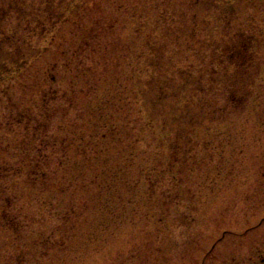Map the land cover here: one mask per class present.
<instances>
[{
  "label": "rangeland",
  "instance_id": "374dc122",
  "mask_svg": "<svg viewBox=\"0 0 264 264\" xmlns=\"http://www.w3.org/2000/svg\"><path fill=\"white\" fill-rule=\"evenodd\" d=\"M143 54L157 79L145 108L160 127L134 130L138 144L118 161L111 145L98 156L70 151L69 165L92 157L97 182L59 196L43 186L40 214L18 200L26 179L12 182L25 224L0 228V264H264V0H0V65L21 67L0 77V142L11 143L1 165L27 138L32 156L57 166L51 133L75 126L89 135L99 115L124 121L138 109ZM197 75L245 100L221 105L220 93L195 91ZM159 83L170 91L153 106ZM183 92L197 97L196 110L174 108ZM20 112L23 122L9 127ZM118 164L119 177L109 176Z\"/></svg>",
  "mask_w": 264,
  "mask_h": 264
},
{
  "label": "trees",
  "instance_id": "16d2710c",
  "mask_svg": "<svg viewBox=\"0 0 264 264\" xmlns=\"http://www.w3.org/2000/svg\"><path fill=\"white\" fill-rule=\"evenodd\" d=\"M173 46V45H172ZM175 48V47H174ZM226 54V53H225ZM228 55L232 54L230 51L227 53ZM140 58V57H139ZM141 60H143L142 64L140 62L139 68L137 69V82L139 84V88L136 89L133 99L135 100L134 103H132L136 108L135 112H132V108L125 110V114H123L124 121H120V115L113 114L110 119L106 122L103 121L101 115H99L98 121L99 123L93 124L92 126V133L89 135L84 136L81 131H76L75 126H69L68 128L71 130H67V127L64 126L65 129V136L60 137L56 133H51L50 136L55 138V142H58L59 149V162L57 166H50L48 163L49 159H46L47 155H38L32 156L30 154V149L27 146V138L20 139L18 141L17 147L12 148L11 151H9L6 154H9L10 159L6 160L5 157H1L2 159L6 160V162L1 165L0 163V228L3 232L9 233L11 229L13 232H15L17 228H21L20 226L25 224V221L22 222L21 219H19L15 214H19V211L17 209H13V205L15 203V200H17V197L13 196V190H12V182L17 181L16 183H20L24 179H26L24 182L27 184L24 185V188L22 189V192L20 196L18 197V200H27L26 203L30 204L25 206L26 208L30 209L34 212V206L38 208V213L40 214L43 207H45L42 200L45 199L43 195H45L43 186H51L50 190H45L48 193H50L52 196H59L64 191L68 190H74L75 188H79V190L82 189L85 190L87 185L85 184L87 182V178L90 177V173L93 170L94 165L92 157L90 158V162L88 164L84 165H69L67 164L69 162V153L70 151H73L74 154H76V157L78 158L79 154L83 155L88 152H94V156H98L101 153L100 145L106 144L109 146H115V150L117 151V161L123 157L127 150H123L124 148H127L131 146L132 144H138L137 141H139L138 137L136 136L134 130H137L138 133H145L155 132L159 127V123L157 120H154L152 117V114L147 111L145 108L146 101L150 98V87L152 82L156 78L153 76V72L150 68V64L153 62V58L149 55L143 54L141 56ZM11 65H8L7 63H3L0 65V77H3L4 75L2 72L5 71H11L10 69ZM13 71H17V66H12ZM15 67V68H14ZM198 69V68H197ZM195 70V68H194ZM201 70V69H199ZM199 70H196L197 72ZM214 71V69L212 68ZM10 72V79L13 77L12 73ZM178 75L183 73H186L184 69H176ZM195 72V71H194ZM199 74V72H198ZM190 77L193 78V74H189ZM184 76V75H183ZM8 79V78H7ZM154 79V80H153ZM196 80L199 82L200 77L197 75ZM199 85V86H198ZM159 89H160V95L157 99L152 101L153 106L157 103H161L162 100L166 98L168 95V92L170 89H168V85L166 83H159ZM195 91L199 93H208L209 95H212V97H215L216 95L221 96L222 104L221 105H233L238 106V101H244L245 99L241 97L238 94V89L235 87H228V86H222V88L214 87V86H206V85H200L197 84ZM191 96L187 95L184 96V92L180 95V100L184 101L177 102L174 106V108H180L183 109L185 107L186 113H190L191 110H196L198 104L200 102L198 101L197 97L195 96L194 99H189ZM50 93L43 91L42 96L40 100L42 101V107H43V113L49 115L52 112V107L50 106ZM217 106H215V110H217L221 105L216 101ZM225 103V104H224ZM211 105V104H210ZM225 105V106H226ZM214 109V108H213ZM212 109V110H213ZM189 110V111H188ZM20 112L18 113V117L14 116V122L8 123L9 127L14 126L15 124L22 123L23 121L20 120L23 115H20ZM47 117V116H46ZM173 131H179L176 126L170 125ZM195 127H189L190 132L187 134L194 133ZM206 128H210L206 126ZM46 135L47 132H45ZM50 134V133H49ZM67 135V136H66ZM46 137V136H45ZM85 137H89L88 140H84ZM84 142L85 145H80L79 141ZM121 144V145H120ZM11 143L7 141L0 142V150L1 149H9L7 146H10ZM116 145H120L118 149L116 148ZM32 152V151H31ZM39 152V151H37ZM124 152V155H122ZM35 154V153H32ZM116 155L111 154L109 156L111 159L114 158ZM125 157V156H124ZM14 158H16L15 163ZM20 158H23V162H19ZM36 158L37 160H33ZM127 159V158H126ZM133 161V158L130 159V162ZM97 167L100 166L98 164H95ZM109 165V163H105V166ZM119 165V164H118ZM116 166L115 171H110L107 174L119 177V174H121L122 168L121 166ZM102 168H106L104 164L101 165ZM128 166V165H127ZM80 167L81 170H77ZM77 168V169H76ZM72 170V171H71ZM71 172V173H70ZM53 173L56 175V179H52L49 177ZM70 174V175H69ZM54 175V174H53ZM70 176V178H68ZM108 176V175H105ZM95 176H91V178L94 180L91 184H96L97 181H95ZM50 184V185H49ZM42 185V186H41ZM17 200V201H18ZM47 204V202L45 203ZM44 205V206H43ZM15 208V206H14ZM36 213V212H35ZM18 236V235H17ZM18 237H16L14 240H16ZM19 247V244H18ZM11 264V263H10ZM22 264V263H20Z\"/></svg>",
  "mask_w": 264,
  "mask_h": 264
}]
</instances>
